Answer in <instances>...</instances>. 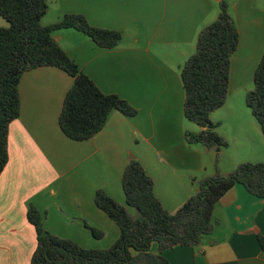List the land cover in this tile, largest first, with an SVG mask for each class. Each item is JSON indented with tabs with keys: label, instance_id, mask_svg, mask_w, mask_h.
Returning a JSON list of instances; mask_svg holds the SVG:
<instances>
[{
	"label": "crops",
	"instance_id": "0c3cea01",
	"mask_svg": "<svg viewBox=\"0 0 264 264\" xmlns=\"http://www.w3.org/2000/svg\"><path fill=\"white\" fill-rule=\"evenodd\" d=\"M221 1L47 0L44 26L76 13L96 27L122 33L112 49L99 47L74 29L53 37L103 93L118 95L138 114L127 118L113 111L101 132L73 141L59 126L72 77L56 67L22 75L21 112L9 126V161L0 176V264H31L37 248L36 230L27 218L31 205L55 236L87 249L102 248L97 240L103 237L113 245L120 229L96 207L95 195L104 190L125 206L121 181L132 160L153 180L156 197L171 213L198 193L200 180L227 176L246 162L264 163L248 159H264L262 130L252 133L237 125L228 133L226 119L213 120V113L211 121L228 147L210 149L186 140L187 133L197 135L201 128L184 115L182 68L196 51L200 31L216 20ZM224 1L240 41L222 108L234 96L246 97L264 54V0ZM8 26L0 16V28ZM230 115L240 122L236 114ZM57 196L62 203L55 202ZM52 206L57 207L54 214ZM212 219L217 222L215 230L199 245L164 253L171 264H264L257 239V233L264 236V199L237 184L214 206ZM152 251L157 252V245Z\"/></svg>",
	"mask_w": 264,
	"mask_h": 264
},
{
	"label": "trees",
	"instance_id": "16d2710c",
	"mask_svg": "<svg viewBox=\"0 0 264 264\" xmlns=\"http://www.w3.org/2000/svg\"><path fill=\"white\" fill-rule=\"evenodd\" d=\"M47 10V0H0V16L9 24L0 28V176L9 161V126L20 116L19 83L26 72L56 67L72 77L73 86L64 99L59 126L73 141L93 138L104 129L113 111L127 118L138 114L118 95L103 93L53 37L55 32L74 29L99 47L112 49L120 43L122 33L96 27L86 16L76 13L44 26L41 21ZM239 41L229 5L222 0L216 20L200 31L196 51L181 72L185 118L201 128L197 135L186 134L190 145L228 147L216 132L218 125L211 121V114L227 102L231 60ZM246 104L264 137V54L255 72L254 87L246 94ZM121 184L127 206L138 214L132 216L106 191L96 192V207L120 229L119 239L106 250L83 248L73 240L51 234L45 229L41 212L31 205L27 218L37 234L31 264H171L164 256L166 251L197 246L214 232L217 222L212 219V210L235 185L241 184L264 199V163H243L227 176L216 174L200 180L198 193L174 213L156 197L153 180L137 160L126 167ZM93 235L102 236L94 229ZM257 239L264 251V236L257 233ZM153 245H157V252L152 251Z\"/></svg>",
	"mask_w": 264,
	"mask_h": 264
},
{
	"label": "rangeland",
	"instance_id": "374dc122",
	"mask_svg": "<svg viewBox=\"0 0 264 264\" xmlns=\"http://www.w3.org/2000/svg\"><path fill=\"white\" fill-rule=\"evenodd\" d=\"M254 87V86H253ZM251 87V90L253 89ZM236 114L238 118H240V122L238 123V119H234V117H231L230 114ZM219 116H222L220 118H225L226 119V130H228V133L231 132V134L234 132L235 128L238 127L237 125H240L243 129H246L252 133L256 129L259 133L261 131V127L255 117L253 116L250 108L246 104V97L243 96H234L231 101L229 102L228 106L219 109V111H215L212 115V119L216 120L219 118ZM194 125V124H193ZM220 133L222 132L221 129L218 130ZM264 158V157H263ZM249 160H264L261 157H249ZM247 163V162H246ZM52 201H50L51 203ZM56 203H62V197L57 196ZM125 207L128 209L129 213L136 217L137 216V211L134 208L128 207L126 202H125ZM51 212L52 214L57 212V207L52 206L51 207ZM97 243L102 246V248L98 250H106L112 247V244H109V239L106 237H103L102 239L97 240Z\"/></svg>",
	"mask_w": 264,
	"mask_h": 264
},
{
	"label": "water",
	"instance_id": "95a60500",
	"mask_svg": "<svg viewBox=\"0 0 264 264\" xmlns=\"http://www.w3.org/2000/svg\"><path fill=\"white\" fill-rule=\"evenodd\" d=\"M212 127H213L212 125L209 126L210 129H211Z\"/></svg>",
	"mask_w": 264,
	"mask_h": 264
}]
</instances>
